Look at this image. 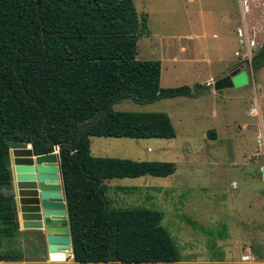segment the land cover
<instances>
[{
  "label": "trees",
  "instance_id": "obj_1",
  "mask_svg": "<svg viewBox=\"0 0 264 264\" xmlns=\"http://www.w3.org/2000/svg\"><path fill=\"white\" fill-rule=\"evenodd\" d=\"M146 34L147 18L138 17L133 0H0V248L19 229L9 150L31 145L34 155H46L58 146L68 264L180 261L161 212L112 209L104 187L114 179L166 178L175 164L91 155L93 137H176L167 114L115 111L116 102L192 98L203 89H162L161 62L136 60ZM251 66L264 67V43ZM20 260V253L0 255V261Z\"/></svg>",
  "mask_w": 264,
  "mask_h": 264
},
{
  "label": "rangeland",
  "instance_id": "obj_2",
  "mask_svg": "<svg viewBox=\"0 0 264 264\" xmlns=\"http://www.w3.org/2000/svg\"><path fill=\"white\" fill-rule=\"evenodd\" d=\"M133 2L138 17L147 18L136 60L161 62L162 89H203L193 91L192 98L143 105L121 100L112 106L165 113L176 137H93L91 155L170 162L176 171L166 178L107 181L110 206L161 212L180 256L168 264H264V67L251 66L264 43V0ZM243 70L247 86L214 91L219 79ZM5 250L21 254L14 263H36L44 253V236L18 235L0 248V255Z\"/></svg>",
  "mask_w": 264,
  "mask_h": 264
},
{
  "label": "water",
  "instance_id": "obj_3",
  "mask_svg": "<svg viewBox=\"0 0 264 264\" xmlns=\"http://www.w3.org/2000/svg\"><path fill=\"white\" fill-rule=\"evenodd\" d=\"M248 84V73L243 70L219 79L213 88L221 91ZM9 160L15 208L20 214L22 228L44 235L51 264H68V259L73 256L59 147L55 146L54 152L46 155H34L31 145L12 148Z\"/></svg>",
  "mask_w": 264,
  "mask_h": 264
},
{
  "label": "crops",
  "instance_id": "obj_4",
  "mask_svg": "<svg viewBox=\"0 0 264 264\" xmlns=\"http://www.w3.org/2000/svg\"><path fill=\"white\" fill-rule=\"evenodd\" d=\"M14 195V194H13ZM16 215H17V222H18V227H19V229H18V235H20V236H22V237H24V236H26V235H30V234H41L42 236H44L41 232H39V231H31V230H24L23 228H22V221H21V219H20V214H17L16 213ZM20 246H21V248L23 249V247H24V242H23V239L21 238V240H20ZM42 252H44V253H42V255L41 256H38L37 257V259H36V263H40V264H43V263H50L49 262V260H48V254H47V245H46V242H45V237H44V250L42 251ZM0 262H5L6 263V261H0Z\"/></svg>",
  "mask_w": 264,
  "mask_h": 264
},
{
  "label": "bare ground",
  "instance_id": "obj_5",
  "mask_svg": "<svg viewBox=\"0 0 264 264\" xmlns=\"http://www.w3.org/2000/svg\"><path fill=\"white\" fill-rule=\"evenodd\" d=\"M257 114V113H256ZM258 115V114H257Z\"/></svg>",
  "mask_w": 264,
  "mask_h": 264
}]
</instances>
